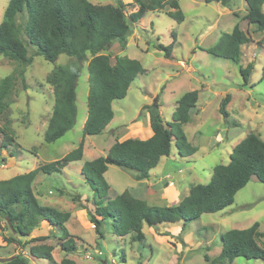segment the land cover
<instances>
[{"label":"rangeland","instance_id":"rangeland-1","mask_svg":"<svg viewBox=\"0 0 264 264\" xmlns=\"http://www.w3.org/2000/svg\"><path fill=\"white\" fill-rule=\"evenodd\" d=\"M89 1L96 5H121L131 28L127 47L123 49L116 43L105 54L111 56L112 64L121 56L138 60L145 72L134 81L126 98L113 103L115 119L110 127L100 135L84 137L89 94L88 63L84 62L77 85L76 124L57 142L47 143L44 136L55 103L48 78L56 66L67 65L72 59L62 55L56 63L48 62L28 43V55L33 57V62L24 68L23 81L18 75L23 66L0 56V83L5 77L17 74L10 106L0 117V125L9 128L14 140L4 148L0 135V181L60 160L84 143L81 161L71 163L61 175L40 173L33 184L42 205L71 213L65 226L75 238L78 250L67 255L61 249L64 231L43 222L30 237L20 238L24 243L32 238L53 236L42 243L54 247L52 259H37L29 253L34 244L23 249L10 241L15 234L3 222L0 262L21 254L29 258L30 264H60L64 258L77 264H206V255L214 259L220 254L227 232L248 229L256 222L260 224L259 231L263 234L260 243L264 246V184L256 178L238 192L233 205L226 209L203 214L195 221H170L159 227L160 231L169 230L167 236H160L145 225V241L134 242L131 235H114L109 223L101 228L103 237L97 234L88 214L96 210L93 191L85 181L82 167L88 161L106 156L117 142L149 139L145 134L149 115L146 107L157 99L165 123L171 125L177 101L187 92H199L191 121L181 127L198 151L181 157L173 143L171 156L161 159L143 185L132 179L131 171L110 166L105 178L116 194L130 190L150 205L175 206L192 187L207 184L215 166L229 164L234 147L247 135L254 133L264 141V32L249 24L245 0H230L228 6L207 4L205 0H177L185 15L180 24L168 16L174 12L170 7L147 12L139 22L132 23L131 15L139 10L133 0ZM9 2L0 0V24ZM237 24L250 37V42L242 47L239 64L209 54V48L232 33ZM157 43L173 44L171 57L157 50ZM249 63L254 64V70L250 81L245 82L239 69ZM227 95L231 96L228 118L220 113ZM232 264H264V261L238 257Z\"/></svg>","mask_w":264,"mask_h":264},{"label":"trees","instance_id":"trees-1","mask_svg":"<svg viewBox=\"0 0 264 264\" xmlns=\"http://www.w3.org/2000/svg\"><path fill=\"white\" fill-rule=\"evenodd\" d=\"M248 5L247 20L264 32V0H245ZM139 10L131 15V22H139L147 12H155L170 7L174 12L168 16L177 23L185 20L177 0H133ZM207 4L220 3L228 6L230 0H205ZM24 22V23H23ZM131 28L121 5H96L89 0H10L0 24V56L21 64L18 75L25 80V67L33 62L28 55L27 44L36 47V54L46 61L56 63L62 55L71 58L67 65L56 66L48 83L53 88L55 103L51 118L45 131V141L55 143L71 131L77 120V85L83 63H88L89 94L88 118L84 124L85 136L102 134L115 116L113 103L127 97L130 87L137 77L145 72L142 63L126 56L116 58L112 64L111 56L105 54L116 43L125 49ZM174 36V34H173ZM176 36V35H175ZM26 38V40H25ZM250 42L248 33L237 24L232 33L221 37L208 53L239 64L242 47ZM173 44L164 46L157 43L155 48L171 57ZM89 55L91 59H89ZM254 64L249 63L239 71L245 82H249ZM17 83V74L5 77L0 83V117L10 106V97ZM199 100L198 91L185 93L178 101L173 113V123H165L157 99L146 109L150 115L153 136L147 140L127 139L115 143L104 157L86 162L82 174L93 191L95 212H88L91 223L100 237L101 228L109 223L113 234L131 235L134 242L146 239L144 226L154 229L160 236L169 231L159 227L170 221H195L206 213H217L233 205L239 191L253 178L264 184V141L250 133L237 144L230 156V163L214 167L207 184H198L175 206H153L134 195L130 190L121 194L112 191L105 174L110 166H117L134 173L137 181L149 180L151 170L161 159L170 157L174 143L181 157L194 155L198 149L189 143L182 125L191 121ZM231 96L223 100L220 113L228 118L227 107ZM3 135L2 146L7 148L14 140L7 126L0 125ZM84 143L65 155L62 159L41 165L34 170L0 181V227L15 234L10 241L21 248L33 243L29 249L32 257L51 260L54 247L42 244L53 236L32 238L22 242L47 222L64 231L61 249L74 254L78 247L75 238L68 233L65 224L71 213L52 206L42 205L35 195L33 184L37 176L61 175L71 163L83 159ZM63 193V192H62ZM260 224L244 230H231L223 236V246L216 258L205 256L206 264H232L238 257L261 259L264 261V246L260 239ZM186 227H184V230ZM101 244V243H100ZM0 264H30L29 258L21 254ZM60 264H77L64 258Z\"/></svg>","mask_w":264,"mask_h":264},{"label":"crops","instance_id":"crops-1","mask_svg":"<svg viewBox=\"0 0 264 264\" xmlns=\"http://www.w3.org/2000/svg\"><path fill=\"white\" fill-rule=\"evenodd\" d=\"M114 119H115V117H114ZM114 119H113V121H114ZM112 123V122H111ZM110 123V124H111ZM110 124L108 125V127H110ZM146 128H145V134L146 135H149V138L150 137H152L153 136V130H152V128H151V125H150V115H148V117H146ZM108 127H107V129H108ZM140 135H142V134H140ZM108 172V171H107ZM151 173V172H150ZM106 175V174H105ZM134 175V174H133ZM132 177V176H131ZM134 177V176H133ZM132 177V179H134L135 181H137L135 178H133ZM146 180H144V181H137L138 183H144ZM141 185H143V184H141ZM165 231H167V229L165 230ZM169 231V230H168Z\"/></svg>","mask_w":264,"mask_h":264}]
</instances>
